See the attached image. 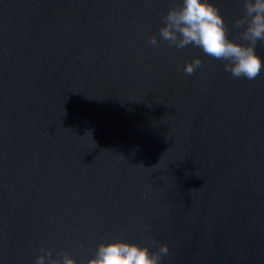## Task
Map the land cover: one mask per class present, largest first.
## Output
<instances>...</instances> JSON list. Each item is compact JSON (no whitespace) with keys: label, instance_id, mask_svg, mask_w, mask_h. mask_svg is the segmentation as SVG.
I'll list each match as a JSON object with an SVG mask.
<instances>
[{"label":"water","instance_id":"1","mask_svg":"<svg viewBox=\"0 0 264 264\" xmlns=\"http://www.w3.org/2000/svg\"><path fill=\"white\" fill-rule=\"evenodd\" d=\"M179 2L0 0V264L113 240L264 264V69L150 45ZM210 2L235 38L243 0Z\"/></svg>","mask_w":264,"mask_h":264},{"label":"clouds","instance_id":"2","mask_svg":"<svg viewBox=\"0 0 264 264\" xmlns=\"http://www.w3.org/2000/svg\"><path fill=\"white\" fill-rule=\"evenodd\" d=\"M162 19L160 39L150 37V45L159 46L160 41H165L176 49L197 47L206 56L223 62L224 71L234 78L254 80L264 69V60L257 54V44H264V0H243V15L233 23L235 38H230L220 9L210 0H180ZM201 66L202 61L195 58L185 63L184 72L191 75ZM151 246L155 247L154 242ZM166 255H169L167 244L151 251L148 245L113 240L99 243L87 264H159ZM46 262L76 264L67 253L54 258L50 251L42 250L36 264Z\"/></svg>","mask_w":264,"mask_h":264}]
</instances>
